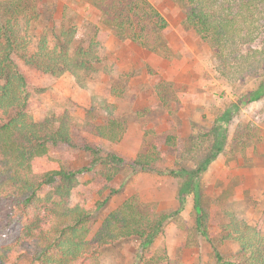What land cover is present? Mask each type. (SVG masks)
<instances>
[{
	"label": "trees",
	"instance_id": "1",
	"mask_svg": "<svg viewBox=\"0 0 264 264\" xmlns=\"http://www.w3.org/2000/svg\"><path fill=\"white\" fill-rule=\"evenodd\" d=\"M175 1L183 7L181 24L193 30L209 48L214 70L230 90L248 80H257L253 89L231 101L213 123L223 121L221 126H226L231 112L250 103H264V0ZM90 3L97 10L100 24L93 26L90 38H84L78 27H66L51 39L40 36L30 52L31 43L21 35L17 21L19 17L28 23L30 4L27 0L2 3L0 110H14L15 114L0 123V264H99L98 248L130 238L140 240L141 248H145L164 235L165 225L177 214L143 208L132 195L110 212L94 232L89 225L109 198L118 194V189H109L108 185L122 168L135 173H162L155 165L167 157L159 148H175L181 142L179 138L170 135L160 138L157 132L150 131L155 137L150 139L149 147L129 158L105 152L89 141L87 137L91 136L116 142L123 131L116 120L103 126L94 123L89 117L91 109L82 122H77L71 109L51 112L40 121H34L31 115L35 99L47 93L64 74L72 76L80 88L96 77L95 67L101 63L100 46L111 34L145 47L147 42L138 36L146 28L158 34L167 25L148 0H90ZM35 76L45 79V83L41 85ZM148 83L158 82L148 75ZM203 134L200 136H206ZM236 134L237 142L246 136L244 131ZM224 146L223 139L215 142L194 169L176 167L167 171L171 177H182L180 195H194V206L200 212L196 218L198 228L203 226L204 209L196 193V180ZM190 149H195L194 143ZM70 150L89 153V164L68 170L62 162L69 159ZM97 165L100 168L90 187L95 184L100 190L109 191L107 196L91 207L72 204L77 177L93 172ZM223 230L220 240L236 244L240 256L232 260L217 254L216 264H264V236L236 218Z\"/></svg>",
	"mask_w": 264,
	"mask_h": 264
},
{
	"label": "rangeland",
	"instance_id": "2",
	"mask_svg": "<svg viewBox=\"0 0 264 264\" xmlns=\"http://www.w3.org/2000/svg\"><path fill=\"white\" fill-rule=\"evenodd\" d=\"M3 1L0 0V10ZM148 1L167 25L158 34L146 28L138 36L145 39L146 48L111 34L100 46L101 63L95 67L96 77L80 88L72 76L64 74L47 93L35 99L31 115L34 121H40L51 112L71 109L77 122H82L91 109L89 117L94 123L103 126L116 120L123 131L116 142L91 136L87 137L89 141L105 152L129 158L149 147L150 139L155 137L152 132L160 138L170 135L181 141L172 149L159 148L167 157L155 165L162 173H135L122 168L108 185L109 189H118V194L109 198L89 223L94 232L110 212L134 195L143 208H154L161 214L176 211L165 225L164 235L145 248L136 238L98 248L99 264H216L217 254L238 259L237 245L220 240L223 226L229 225L232 218L264 236V103H250L231 112L226 126H221L223 121L213 122L231 101L253 89L257 80H248L230 90L218 78L209 48L193 30L181 24L183 7L175 0ZM27 2L28 23L19 17L17 21L21 35L31 43L28 52L40 36L51 39L63 28L75 26L83 30L84 38H90L93 26H100L90 0ZM148 75L156 77L157 87L148 83ZM34 78L41 85L46 81ZM14 114V110H0V123ZM213 124L219 129H214ZM237 131L246 134L239 142ZM203 133L206 136H200ZM222 139L225 146L221 153L196 180V193L204 209L203 226L198 228L196 218L200 212L194 206V195H180L182 177H171L167 171L196 168L212 145ZM193 143L195 149H190ZM67 153L69 159L62 163L68 170L86 166L91 159L83 150ZM99 168L97 165L93 172L77 177L72 204L91 207L107 196L109 191L100 190L95 184L90 187Z\"/></svg>",
	"mask_w": 264,
	"mask_h": 264
}]
</instances>
